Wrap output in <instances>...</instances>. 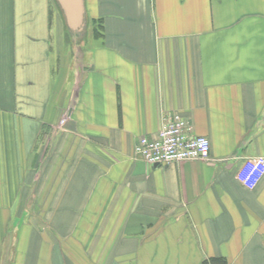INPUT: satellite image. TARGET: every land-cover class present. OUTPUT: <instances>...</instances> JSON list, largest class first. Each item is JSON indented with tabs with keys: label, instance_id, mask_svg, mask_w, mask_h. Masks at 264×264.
Segmentation results:
<instances>
[{
	"label": "crops",
	"instance_id": "1",
	"mask_svg": "<svg viewBox=\"0 0 264 264\" xmlns=\"http://www.w3.org/2000/svg\"><path fill=\"white\" fill-rule=\"evenodd\" d=\"M84 8L0 0V264H264V0ZM172 113L207 158H135Z\"/></svg>",
	"mask_w": 264,
	"mask_h": 264
},
{
	"label": "built area",
	"instance_id": "2",
	"mask_svg": "<svg viewBox=\"0 0 264 264\" xmlns=\"http://www.w3.org/2000/svg\"><path fill=\"white\" fill-rule=\"evenodd\" d=\"M134 157L149 164L168 165L181 160L205 159L209 140L194 135L191 124L178 113L163 115L159 130L151 137L141 136L134 144ZM264 174V157H254L236 174L246 188L254 187Z\"/></svg>",
	"mask_w": 264,
	"mask_h": 264
},
{
	"label": "water",
	"instance_id": "3",
	"mask_svg": "<svg viewBox=\"0 0 264 264\" xmlns=\"http://www.w3.org/2000/svg\"><path fill=\"white\" fill-rule=\"evenodd\" d=\"M64 17L68 30L73 34L82 33L85 29L84 0H55Z\"/></svg>",
	"mask_w": 264,
	"mask_h": 264
},
{
	"label": "rangeland",
	"instance_id": "4",
	"mask_svg": "<svg viewBox=\"0 0 264 264\" xmlns=\"http://www.w3.org/2000/svg\"><path fill=\"white\" fill-rule=\"evenodd\" d=\"M87 31H88V26L85 27V29H84L83 32L87 33ZM71 35L73 36L74 34L71 33ZM84 36H86V35L84 34V35L79 36V37L77 38L75 44L72 45L73 50H76V51H75L76 53L78 52V48L84 47L85 44H86V41H87V40H86V38H85ZM74 40H75V38H74ZM72 43H73V42H72ZM73 50L71 51L72 53L74 52ZM39 143H40V144L42 143V139L39 140Z\"/></svg>",
	"mask_w": 264,
	"mask_h": 264
}]
</instances>
